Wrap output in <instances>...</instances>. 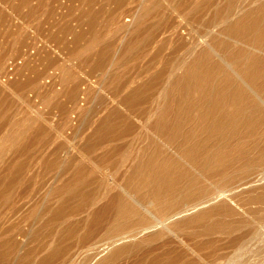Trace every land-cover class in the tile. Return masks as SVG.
Segmentation results:
<instances>
[{
  "label": "bare ground",
  "instance_id": "obj_1",
  "mask_svg": "<svg viewBox=\"0 0 264 264\" xmlns=\"http://www.w3.org/2000/svg\"><path fill=\"white\" fill-rule=\"evenodd\" d=\"M42 1L39 0L37 3ZM54 1L47 2L51 4V7H53V3L54 5L59 3V7L55 5L58 9H55V6L56 11L53 9V14L56 13L57 15L60 4L63 2L64 5L66 1L61 0V3L59 0L56 1H59L58 3ZM73 1L78 2L77 0ZM100 1L104 5L107 3L106 0ZM109 1L114 2V0ZM117 1H115L116 4ZM129 1L134 3L132 9H135L132 14L130 12L131 15L122 12H128L129 7H133V4L127 6V9L123 7L117 12L110 13L108 11L110 13L108 15L111 17L109 20L115 28L125 32L121 40H115L114 46L110 41H114L115 34L111 35L113 37L111 38L110 34L112 33L106 34V30L103 38V32L100 34V31L105 26L104 28L101 26L100 30L98 27L96 30L89 22L87 26L90 29L93 28L92 34L90 30H85L86 27L84 26L86 25L82 24L84 30L81 28L85 35L90 31V40L85 36V41L87 38L88 42L84 41L85 44L82 43L84 45L79 43L82 46L76 45L77 47H74L72 43L73 48H71L72 45L69 46L71 43L68 45L69 49L72 50H70V57L67 59L71 62L74 59L76 62L85 63V69L93 66L92 75L97 70L99 75L103 77L101 81H105L104 78L109 80H106V83L102 82L104 88L102 86L96 88L95 86L94 89L93 84L90 86H93V89L89 88L86 91L88 85L92 84L90 83L91 75L88 73L89 68L86 73L82 63L78 62L79 67L84 69L80 67L82 69L80 74L82 76L84 74V77L90 76L89 79L85 77L88 79V84L80 76L87 86L81 85L82 88L79 87L80 78L77 75L80 71L75 67H78V64L75 62L74 65L79 71H76V74L73 72L74 67L72 70V66L66 64H64L66 66H60V62H57L59 65H56L61 68H57L56 60H50L51 57L48 60L54 63L55 68L53 65L47 66L46 62L50 64L49 61L44 62L47 68L43 66L42 62L43 65H41L44 67L43 69L47 70L50 67H53L54 71L56 68L57 71L60 69V75H57L61 81L60 84L58 83L62 87L60 91L57 88L52 93L51 90H48L51 95L45 96L44 93L48 92L43 93V90L47 85L54 84L55 82H52L54 79L49 84L44 78L45 76H35L39 80L42 77L48 83L46 84V81L43 83L42 78L41 84L40 82L37 83L40 84V88H36L37 93H34L37 96L35 98L42 96L43 93L44 97L41 98V101L36 102V104L29 101L28 99L32 94L26 93L30 94L29 96L26 95L28 99L26 98L24 95L26 86L23 94L19 92L21 95L17 96L21 103L19 104L18 101V104L13 105L17 101L10 95L7 96L9 91L4 92L7 87L4 85L6 89H0V264H181L182 262L188 263L187 256L189 255L195 257L197 264H201L200 253L197 254L188 245L189 242L185 238L195 240L197 237L213 235L229 237L231 243L228 245L234 248L235 253L239 251V254L242 250L247 249L245 245L249 241L258 240L255 242L257 244L261 242L264 246V0ZM20 2L23 7L24 4L28 5L29 3L25 0L24 3L18 1L19 4ZM68 2L69 0L67 5H69ZM97 2L98 0H94V3ZM15 3L18 4L17 1ZM43 3L44 6L48 4L47 8L41 6L43 12H45V8L46 10L51 8L49 3ZM88 3L90 4L89 1ZM7 4L10 5L9 2ZM31 4L29 3V5ZM16 5L11 6L14 8L17 7ZM39 5L34 6L38 11ZM76 5L74 6L75 11L77 7H80V9L77 8L76 12L78 13L82 4L78 5L77 3ZM93 5L95 7V4ZM118 5L115 7L113 4L112 8H117ZM6 6L4 8H7ZM11 6L9 7L11 8ZM25 7L29 10L28 6ZM10 8H7L6 11H10ZM61 8V15H59L62 18ZM69 8L71 11L72 6ZM89 8L90 11L86 9L84 20L79 18L80 15L77 19L79 18L81 22L83 20L85 24L89 20L92 23L95 21L99 25H104L107 12L96 9V7L91 8L89 6ZM15 9H12L11 13L5 12V14L9 13L8 18L10 15L14 16L13 10ZM27 9H23V12ZM31 9L29 16L32 14ZM63 9H65V5ZM83 9L85 10V7ZM42 10L40 9V11ZM66 10L67 14H73V12H71L72 14L68 12L67 8ZM20 11V16H16H23ZM36 12L33 11V15L34 13L35 15L41 14L43 17L37 21L39 24H43L41 19L46 20L44 14L42 12L36 14ZM47 12L45 15L50 16L49 13L52 10ZM76 12L74 14L77 15ZM121 13L128 15L123 21L121 20L123 17ZM69 14L68 16H70ZM76 15L74 16L76 17ZM24 16L22 17L23 23L29 20V16H25L27 20ZM34 16V19L32 18L34 21L31 20L35 24L37 21ZM18 17L16 20L19 19ZM56 17L58 18V16ZM22 18H20L21 21ZM50 18L52 17L50 16ZM152 18L157 19V21L160 19V21L150 22ZM10 19L6 20L9 21ZM62 19L57 20L56 23L58 21L64 22ZM71 19L74 20L73 15L69 21ZM12 20L14 21L15 18ZM21 21L18 23L22 26H17L14 22L12 26L15 25L16 27L13 26V29L21 31L20 28L25 27V24L32 23L29 21L23 25ZM53 21L55 22L54 19ZM73 23L75 22L73 21L71 24ZM8 24L11 25V22ZM54 24H52L53 29L49 28L50 31H55L59 27L61 29V26L55 27ZM58 24L62 25L60 22ZM77 24L74 25L77 26ZM79 24L78 29L80 28ZM28 25L30 26V24ZM64 25L66 29L68 25L71 26L65 23ZM12 26H10L11 29ZM110 26L111 23H109V28L113 29ZM10 27H8L9 29L6 27L7 32L11 31ZM26 27L25 33L31 30L30 27H27L28 30H26ZM40 27L38 25L35 31L38 33L41 31L39 34L41 36L44 30ZM0 28L6 32V29ZM63 28L65 31L64 26ZM45 29L47 32L49 31L48 28L45 27ZM60 29L56 31H59L61 35L62 29ZM70 29L71 31L74 30L73 27ZM70 29L67 31L69 32ZM67 31L65 32L67 33ZM80 31H76V36ZM158 31H160V39L157 36ZM14 32L19 34L14 30L9 37L6 35L7 39H10ZM24 32L22 37L27 36ZM49 32L47 37H43L44 39L50 38L51 40L52 37L56 36L55 34H58H53V32L50 34ZM82 32L79 33V36L84 38ZM6 33L2 32L1 36ZM35 33V37L38 36V33ZM71 33L69 32L68 36ZM45 34L46 32L43 33V35ZM52 34L53 36H51ZM73 34H71V38H74ZM20 35L19 37H21ZM28 35L31 38L30 34ZM64 35L67 39V34ZM106 35L110 37V41L105 39ZM4 36L2 37L3 40L6 39ZM40 36L37 38L39 39ZM27 37L25 38L26 41ZM24 38L21 40L23 41ZM63 38L65 40V36ZM73 38L70 40L69 36L68 39L72 42V40L75 41L76 37ZM82 38L81 40H84ZM33 39L31 38V40ZM59 39V42H62V38ZM19 40L17 38L18 43ZM55 40L54 42L60 46L58 39ZM76 40L79 42L78 37ZM13 41L12 38L11 41L7 42L8 44L12 42L11 45L16 42L17 45V41ZM27 42L28 44L22 43L24 46L26 45L25 47L20 44L24 47L22 52L28 47L29 41ZM38 42H31L32 45L36 43L33 45V50L35 48L40 51L42 49L39 47L43 44L46 45L44 41L36 48ZM47 42L48 45L44 46L46 50L50 43ZM2 43L1 46H3ZM52 43L50 44L52 47L56 46L55 43L54 46ZM166 44L167 47L174 44L179 49V51L174 50L178 54H175V57L171 59L172 66L166 61L169 70L165 69V73L157 72L156 75L153 73V81L147 83L143 80L146 79V76L150 77L152 75L150 73L154 70L156 71L155 65H152L153 62L148 63L150 67L147 64L143 65L142 68L147 66L146 69L139 70L135 76H127L128 80L126 81L128 83L125 82L126 84L123 86L125 79H123L122 72L124 70L122 69L121 72L123 76L117 73V69L120 66L123 67L121 63L128 66L129 62L127 63V61L128 59L132 60L133 56L138 60L140 55L138 58L135 55L141 54L138 51L142 49L138 48L140 46L150 48L148 49L150 53L143 48L145 53H149L147 56L144 54L143 59H145L152 54L153 50L157 55V49H163ZM4 45L15 50L14 45ZM5 46L1 49L4 50ZM68 46H63L65 52L66 47L67 51L69 50ZM98 46L104 49L95 51L94 49ZM52 47H50L51 50ZM60 47L58 48L60 49ZM31 49L32 46L27 48L29 51ZM27 50L24 54L29 52ZM38 51L34 50L40 56L41 51ZM45 51L40 54L45 55ZM174 51H171L173 55ZM16 53L18 51L15 50L14 54ZM7 54H5L6 62L4 59L0 62L7 63L8 57L11 58ZM24 54H21L22 58L20 56L23 63L26 59H23ZM127 54V61H124ZM30 55L28 58H31ZM37 55L35 56L38 57ZM107 55L111 56L110 59H106ZM16 57L14 62H20L18 61L20 59L19 53L16 54ZM42 57L40 56V60ZM63 57L65 56L63 55ZM11 59H14L13 56ZM30 60L28 59V63ZM148 60L151 61V58ZM22 61L20 64L24 66ZM34 61H32L33 65L36 62H38L37 65H40L37 58ZM132 61L135 62L136 60ZM25 63L29 67L30 64L27 65L26 61ZM32 63L30 68L33 66ZM106 64L107 66H105ZM7 65L9 64L5 66ZM1 66L3 67L2 64ZM1 66L0 71L3 69L4 72L7 68L4 69ZM9 66H12L13 69L18 68L13 64ZM26 66L23 67L25 71ZM151 66L153 67L151 68ZM122 67L118 70L121 71ZM31 69L30 71L33 70ZM43 69L42 71H44ZM92 69L90 68L91 71L89 72H92ZM19 70H14V74L11 73L15 82H20L18 75L21 74H17ZM37 70L40 71V74V66L34 71V74L31 73L35 75ZM112 70L114 71L113 74ZM9 71L11 70L9 69ZM25 71L21 72L20 70V73L25 74ZM7 72L5 74L9 76ZM82 72L84 73L82 74ZM128 72L126 70V73ZM109 73L111 76L108 75ZM16 75L18 80L15 78ZM30 75L26 79H29ZM49 75H52V72ZM22 77L24 78V76ZM52 77L59 80L56 75H52ZM149 77L148 80H150ZM23 78L20 86L16 83L17 86L21 87ZM120 80L123 83L119 82ZM83 81L81 80L82 84ZM94 81L93 83H95ZM101 81L99 82L101 83ZM36 82L38 81L36 80ZM70 83L73 86H69ZM107 83L109 87H106ZM55 84L56 87L57 84ZM6 85L8 86V83ZM41 85H45L44 89ZM95 85H97V81ZM19 87H16L17 90ZM80 88L84 91L80 92ZM106 88L112 91L110 99L106 94L107 90H104ZM15 89L14 92L12 90V93H15ZM32 91L34 90L32 89ZM84 92L85 94H82ZM63 94L68 97L66 102H64V98H62L64 101L58 98L59 95L61 97ZM80 94L87 95L82 98ZM80 97L81 99H79ZM85 97L87 100L91 99L92 101H89L93 103L97 101L95 106L93 104L95 109L98 103L99 107L96 110L91 107L95 111L93 113L97 114L96 118L91 119L89 117L90 121L85 123L87 128L84 127L80 133L81 142H78L77 140L80 138L77 139L76 137L79 136V130L83 128H78L79 130L75 131L72 138L68 135V129H72L77 124L74 125V120H72L73 111L76 114L78 112L79 115H77L80 117L83 114L88 115L84 111L89 112L91 110L88 109L91 102L89 104L86 102V110L84 106L81 107L83 104L80 103L85 100ZM68 99L71 105H69ZM51 104L57 106L58 110L54 109L59 113L54 114L56 111L54 113L50 111ZM42 105H49L50 109L47 108V111L50 113L47 115L54 114L52 118L46 117L42 111L43 108L41 109ZM124 107L126 113L128 112L127 114L124 112ZM54 109L52 107V111ZM92 110L90 116L94 115ZM84 115L83 120L80 118L83 121H80V124L79 119L76 120L78 117H75V121L79 125L84 123V119L89 116L84 118ZM130 134L132 140L135 141L133 144L138 143H136L138 146L136 145L135 150L132 146L133 151L128 148V135ZM31 138L34 141L32 143ZM29 141L32 144V146L29 144L31 147L28 145ZM25 158L30 160L26 161ZM109 169H111L110 172ZM73 214H81L83 218L76 221L74 218L71 220L72 217L69 216ZM242 232L245 234L242 235ZM238 233L241 235L236 236ZM208 243L210 244V242ZM232 256L230 264L232 261H237V258L234 257L235 254ZM193 262L192 264H196Z\"/></svg>",
  "mask_w": 264,
  "mask_h": 264
},
{
  "label": "rangeland",
  "instance_id": "obj_2",
  "mask_svg": "<svg viewBox=\"0 0 264 264\" xmlns=\"http://www.w3.org/2000/svg\"><path fill=\"white\" fill-rule=\"evenodd\" d=\"M16 1H17V3H18V1H22V2L24 3V0H16ZM16 1L11 0V2H12V3H11L10 0H9V1L7 0L6 2H5V0H2V1L0 0V19H1V21H0V22H1L0 27H2V29H6V27L8 28V27L12 26V24H14V22H15V24H17V26H20L21 24L18 23V22L21 21L20 18H22V17L24 16V13H25V12H26V15H27V16H26V15H25V16L28 17V16H29V15H28V14H29V10H30L31 8H33V9H31V13H32V14L30 13V14H31V15H30L31 18H29V17H30V16H29V17H28L29 20H27V18H26L25 16H24V17H25V19L27 20V21H25V23H27V22H29V21H32V20L34 19L33 16L35 15V13H34V15H33V11H35V12L38 11V9H37L36 7H34V6H38L39 4H40V5H39L40 7H38V8H39V11L36 12V14H38V13L40 14V12H42V13L44 14V18H46V20H45V19H41V20H43V22L41 21V23L45 24V26H43V24H39V22H38V21L40 20L39 18H40V17H43V16H41V14H40V15H35V16H34L36 21H37V19H38V21H37L38 24H37V22L35 21V22H36V23H35L36 25H35V24L33 23L34 20L32 21V23H33L35 26H34L31 22L28 23V24H30V26L33 25V27H30L28 24L23 23L24 21H23V18H22V21H21L22 24H23V25L25 24V27H26V25H28L27 27H30L29 29H31V30H29V32L26 31V33H27V34H26V33L24 32V31H25V27H24V26H23L24 30H23V28H22V29L20 28V30L22 31V32H21V31H19V29H13V28H14L13 26H15V25H13V26H12V29H11V27H10L11 31L9 30V32H7V29H6V32H7V33H6L5 30L2 31L1 28H0V30H1V32H0V40H1L2 42H4V43H2V42L0 41V42L2 43V45H3V46H5L4 44H6V45H10V46H13V45H14L15 50L18 51V53H19V58H20L21 54H24V52L27 50V48H28L29 46H30V47L32 46V49H31V50H32V53L34 52V50H37V51H38L39 49H35V48H34V50H33V45H35V44L37 43V41H39V42H38L39 44L36 46V48H38L42 43H44V41H45L46 45H48V44H47V43H48L47 41H49L50 43H49V47L47 48V50L45 49L44 46H46V45H44V44H43V46L41 45V46L39 47L40 49H42V50H40L41 52L38 51V52H40V53H43L45 50L48 51V52H47V57H46V51H45V53H44L45 55H42V54L39 53V55H40L41 57H42V56H45L44 58L42 57L44 60L41 58V60H42V61H41V60H40V56H38V55L36 54V52H34L35 54H34V53L32 54V53H30L31 50H30V51L27 50V52L29 51L28 53L31 54L32 56L30 55L31 58H28L29 54H28V53H25L24 55H25V56L27 55V56H26V57L23 56V59L26 58V59L24 60V63H23V61H22V59H21L22 56H21L20 59H18V61H20V62H18V61H17L18 63L14 62V60L16 61L15 58L18 57V56L16 57V54H18V53L14 54V53H15V50L11 49L12 47L9 48L8 46H7V47L5 46L6 49L4 48V50H2V49H3V46L0 45V46L2 47V49H1V47H0V51H1V52H0V58H1L0 60H3V59H4V61H5V60H6V58H5V54L8 53L7 56L9 55V56H11V58H12V56H13L14 59L12 60V59L10 58V59H11V60H10L9 57H8V59H7L8 61H7L6 64H9V65L13 64L14 66H15V64H17L15 67H18L17 69H16V68L13 69L12 66H9V65H7L8 67L5 66L6 64L3 63L4 61L0 62V66H1V64L3 65V67L1 66L2 68H4V69L7 68L6 70H4V72L2 71L3 69L0 71L1 73H3V75H1V73H0V78H1L0 81L2 82V83L0 82V83H1V84H0V89H1V90H2V89H6V87H7V89H6L4 92L6 93L7 91H9L10 93L8 92L9 94L7 93V96L10 95L13 99H15V101H17V102H15L13 105L18 104V101H19L18 99H19V97H17V96L21 95V94H19V92H22V94H23V92L25 91V87H26V86H27V88H26V92L24 93V95H25V96H26V95L29 96L30 94H32V95H31L32 97L30 96L31 100H30V98H29V99L27 98L28 96H26V98H27L29 101L33 102V104H34V102H35V104H36V102L39 103V102L41 101V98L44 97V95L47 96V94H48V96H50V95H51V94H49V91H50V90H51V93H52L53 90H56V88L60 91V90H61L60 88H62V87L59 85V84L61 83V81H60V78L57 77V75H58V76L60 75V73H59V72H60V71H59L60 69L57 71V68H59L61 65L66 64L67 66H72L71 69L73 70V67H74V65H75L76 63H77V64H78V62H79V63H82V64H81L82 67H84V64H85V63H83V62H81V61H78V60H77L78 62H76V60L73 59L72 62H71V60H68V59H67L68 57H70L69 52H70V50H72L71 48H73V44H74V47L84 45L85 42H86V43L88 42V39H87V38H86V41H85V36L89 38V37H90V33H89V32L91 31V34H92V33L94 32V31H93V28H94V27H95L96 30H97L98 27H99V30H100L101 26H103V28H104V26H105V28H104L103 30L100 31V34L103 32V33H102L103 38H104V35H105V33H106V32H105L106 30H107V33H106V34H109L110 32L112 33V34H110V37H111V38H113L111 35L115 34L116 36H115V35H114V36H115L116 38L114 37V38H115L114 41H113V40L110 41V37H109L108 35L105 36V39H106V40L108 39V41H110V42L113 44V46H114V45L116 44L115 40H121V38H122L123 34H125V32H123V30H122V31H119V30H117V29L115 28L114 24L110 21V20H111V19H110L111 17L109 16L110 13H112V12H117V11H119V10H120L121 8H123V7H126V8H124V9H127V8L130 6V4H133V7H129V9H128V10H129V11H128L129 13H128L127 11H126V12L124 11V12H122V13H126V14H128V15H131V14L134 12L133 10H135V9H132V8H134V3H132V2L129 1V0H126V1H128V2H126L125 0H118V1H117V0H114V2H115V1L118 2L117 4H119V5H118L119 8H118V7L115 8L116 5H117L116 2L114 3V2H111V1H109V0H106L107 3L111 4L112 6H113V4H115L114 9H113L112 6H110L109 4H108V7H107V3H105V1H104V3H105V5H104L100 0H98L97 3H94V0H93L92 2H91V0H88V1L90 2V4L88 3V1H87V3H86V0H85V2H83L84 0H82L81 2H80L79 0H77L78 2L73 1V0H72V1H73V2H72V1L69 0L68 4L72 6L71 11H69V10H70L69 7H71V6L67 5V1H68V0H65L66 2H65L64 0H62V1H64V2L66 3V4L64 3V5H65V9H63V6H64V5L62 4L63 2L61 3V0H59L60 3H61V4H60V8L62 7L61 9H62V13H63L62 18L64 19V22L62 21L63 24H62L61 21H58V23L60 22V23L62 24V25H60V24L56 23L57 20H59V19L61 20V19H62L61 16H60V15H61V14H60V13H61L60 8H59V10H57V11H58V12H57V13H58L57 15H56V13L53 14V12L56 11L55 9H58V7H59V5H58V4H59V3H58L59 1L56 2L57 0H56V1L51 0V2L54 1V2L58 3V4H55V5H58V7L56 8V6L54 5V3H53V7H51V4H50L49 2H47V1H50V0H47V1H46V0H43V1H42V0H41L42 2L39 3V4L37 3V1L39 2V0H37V1H35V0H25L26 2L28 1L30 4L32 3L31 5H29L28 2H27L28 5H25V4H24V7H25V6H28L29 10L27 9V7L24 8V7L21 5V4H22L21 2H20V4L18 3L19 5H18V4L16 5V3H15ZM112 1H113V0H112ZM119 1H121V2H124V1H125V2H124V3H121V2H119ZM3 2H5V4H3ZM8 2H9V4H10V3H11V4L8 5V4H7ZM13 2L15 3V5H16L17 7H14V8H13V6H15ZM43 2H45V3H49V7H51V8H50V9L48 8L49 10H48V9L46 10L48 4H46V6H44V3H43ZM70 2H71V3H70ZM75 2H76V4L78 3V5H81V4H82V8H81V10H80V12H78L79 14H78L76 11L78 10L77 8L80 9V7H77V8H76V11H75V8H74V6L76 5ZM95 2H96V1H95ZM1 3H2V6H3V7L1 6ZM27 3H26V4H27ZM80 3H81V4H80ZM84 3H85V5H83ZM73 4H75V5L73 6ZM87 4H88V6H87ZM93 4H95L96 9L104 10L105 13L107 12V14H106L104 20H105V22H106L107 19H108V21H107L108 23H107V22H106V23L104 22V23H103L104 25H99V23L97 24V23H95V21H93V23H92V22L89 21V20L87 21L86 24L84 23L83 20H84V17H85L86 11H87V10L90 11L89 6H91V8H92V7L95 8ZM96 4H98V5H96ZM5 5H7L6 7H7L8 9L10 8L9 6L13 5V6H11L10 11L7 10V11L10 12V13H11L12 9H15V8L17 9V8H18L17 10H16V9L13 10V13H15L14 16H13V15H10V16H9L11 19L8 18V14H9V13H8V14H5V12L7 13V11H6L7 8H4ZM61 5H62V6H61ZM66 5H67V7H66ZM92 5H93V6H92ZM120 5H122V6H120ZM19 6H21V7H19ZM32 6H33V7H32ZM41 6L46 7V8H45V12H46V13L43 12L44 10H42L43 7H41ZM54 6H55V9H54ZM68 6H69V7H68ZM76 6H77V5H76ZM99 6H100V7H99ZM127 6H128V7H127ZM1 7H2V9H1ZM22 7H23V8H22ZM84 7H85V10L83 9ZM87 7H88V8H87ZM98 7H99V8H98ZM3 8H4L5 10H4ZM66 8L68 9V12H70V13L73 12V14H72V13H71V14H72L73 17H74V20H72V19H73V18H72V19L69 21V18H71L72 15H70V14L68 13V14L70 15V16H68ZM110 8H111L112 10H111ZM20 9H22V11H20ZM23 9H27L28 13H27L26 10H24V12H23ZM34 9H36V10H34ZM40 9H41L42 11H40ZM53 9H54V11H53ZM73 9H74V11H73ZM86 9H87V10H86ZM131 9H132V10H131ZM3 10H4V11H3ZM51 10H52V12H51L52 14H51V13H49V14H50V16H51L52 18H50L49 15H45V14L48 13L47 11L50 12ZM63 10H64V11H63ZM17 11H18V14H16ZM19 11L23 13V16H21V17L16 16V15H19V16H20ZM59 11H60V12H59ZM81 11H83V12L81 13ZM108 11H109L110 13H109ZM132 11H133V12H132ZM64 12H65V14H64ZM75 12L77 13V15L74 14ZM130 12H131V14H130ZM13 13H12V14H13ZM22 13H21V15H22ZM122 13H121V14H122ZM59 14H60V15H59ZM66 14H67V15H66ZM108 14H109V15H108ZM168 14H169V12H168ZM168 14H166V15L168 16ZM3 15H4V16H3ZM52 15H54L55 17H53ZM74 15H76V17H75ZM79 15H80L81 17H80ZM122 15H123V14H122ZM122 15H121V17H122ZM124 15H125V14H124ZM124 15H123L122 18L120 17L122 21L124 20V18H125L126 16H128V15H125V16H124ZM5 16H6V17H5ZM11 16H13V17H11ZM15 16L18 17L19 19L16 20V17H15ZM37 16H39V17H37ZM48 16H49V21H50V19H51L50 22L48 21ZM56 16H58V18H57ZM59 16H60V17H59ZM78 16H79V18L83 19L82 22L79 20V18L77 19ZM3 17H4V19H3ZM66 17H67V18H66ZM14 18H15V20L13 21L12 19H14ZM32 18H33V19H32ZM106 18H107V19H106ZM155 18H157L156 15H155ZM158 18H159V16H158ZM160 18H161V17H160ZM6 19H7V20L10 19V20L7 21ZM25 19H24V20H25ZM31 19H32V20H31ZM53 19L55 20V22L53 21ZM63 19H62V20H63ZM75 19H77V20H75ZM109 19H110V20H109ZM152 19H153V18H152ZM152 19L150 20V22H151V21H152V22L154 21V22L156 23V22L160 21V19H158V21H157V19H156V20H154V19L152 20ZM18 20H19V21H18ZM44 20H45L46 22H45ZM86 20H87V19H86ZM86 20H85V22H86ZM16 21H17V23H16ZM65 21H66V22H65ZM71 21H72V22L74 21L75 23L71 24V23H72ZM76 21H77V22H76ZM99 21H101V20H99ZM7 22H8V23L11 22V25H9ZM52 22H53V23H52ZM68 22H69V23H68ZM88 22H89L90 24H92V26H93V28L91 27L92 29H90V28L87 26V24L89 25ZM96 22H97V21H96ZM154 22H153V23H154ZM54 23H55V24H54ZM64 23H65L66 25H68V24L71 25V26L68 25L67 29H70V28L73 27L74 30H76V31H80V30H81L80 32H78V35H77V36H76V31H74V30L71 31V29H70V31H69L70 33L72 32L71 34H73V33L75 32V34H73V35H74V38H75V37H76V38L78 37L79 42H78V40H76V38H75V41L72 40V42H70V40H71L73 37L71 38V34H70V35H69V36H70V40L68 39V38H69V36H68L69 32L67 31L66 26L64 25ZM77 23H78V24L81 23V24H79V27H80L79 29H80V30L77 28V27H78V24H77ZM109 23H111V26L113 27V29H110V28H109ZM46 24H47V25H46ZM52 24H54L55 27H57V26H61V29H62V30L60 29V27H59V29L61 30L60 32H62L63 35L61 34V35H62V36H61V35L59 34V31H56V30H59L58 28L55 30L56 32H55L54 30H53L54 32L51 30V31L53 32V34L58 33L60 36L58 37V36H57L58 34H55V35L57 36V38H56V36H54V38L52 37V39L50 40V38L48 37V38H49L48 40H47V38H45V39L47 40V41H46L43 37H45V36L47 37V36H48L47 33L50 31V29H53V25H52ZM56 24H57V25H56ZM74 24H75V25L77 24V26H75ZM82 24H83V25H86V26H84V27H86V29L82 27V26H83ZM101 24H102V22H101ZM3 25H4V26H3ZM5 25H6V27H5ZM8 25H9V26H8ZM38 25H39V27L42 25L41 27H42V29L44 30V31L42 32V35H41L42 37L39 35L41 31H39V33H38V31H37V32L35 31L36 28L38 27ZM80 25H81V26H80ZM97 25H98V26H97ZM21 26H22V25H21ZM36 26H37V27H36ZM48 26H50V27H48ZM63 26L65 27V31H67V33H66L65 31H63V30H64ZM111 26H110V27H111ZM151 26H152V25H151ZM3 27H4V28H3ZM15 27H16V26H15ZM27 27H26V30H28ZM35 27H36V28H35ZM41 27H40V29H41ZM45 27L48 28V29L50 28L48 32L46 31L47 29H45ZM81 27L83 28V30H84V29L87 30V31L90 30L89 32H87V35H85V33L82 32V28H81ZM106 27H107V28H106ZM112 27H111V28H112ZM17 28H19V27H17ZM33 28H34V29H33ZM108 28H109L110 30H112V31H110ZM114 28H115V30H114ZM150 28H151V27H150ZM8 29H9V28H8ZM32 29H33V30H32ZM54 29H55V28H54ZM95 29H94V30H95ZM14 30L16 31V33L19 32V34L17 33V34H18V37H17V34H15V32H14V34H11V36H10L11 38H10V39H7V37H9L10 33H12ZM38 30H39V29H38ZM99 30H98V31H99ZM148 30H149V29H148ZM154 30H155V29H154ZM31 31H35L36 33H38V36H40L39 39L37 38L38 36L35 37V35H34L35 32L32 33ZM51 31H50V32H51ZM2 32H3V33H6V34H4L5 36H4L3 34H2V36H1V33H2ZM20 32H21L22 34H23V32H24L25 35L28 36V37L26 36V37H27V41H29V45H28V47H26L25 51H23V52H22V48L24 49V47L26 46V45L24 46L23 44H28V42L26 41V39H25L26 37H25V36H24V37H25V38H24V37H22V36H23L22 34H21L22 36L20 35ZM45 32H46V34L43 35V33H45ZM50 32H49V33H50ZM52 32H51V33H52ZM81 32H82L84 38H82V36H79V35L81 34ZM104 32H105V33H104ZM108 32H109V33H108ZM155 32H156V31H155ZM36 33H35V34H36ZM51 33H50V34H51ZM79 33H80V34H79ZM159 33H160V31H158V33H157V34H158V35H157L158 38H159V36L161 37V35H160ZM28 34H30L31 38H34V39L36 38V40H34V39L31 40V38H29V35H28ZM31 34L34 35V36L32 37ZM53 34H52L51 36H53ZM64 34H67V39H66V35H64ZM88 34H89V35H88ZM155 34H156V33H155ZM6 35H7V37H6ZM19 35H20L21 37H19ZM127 35H128V34H127ZM3 36H4L6 39L3 40V38H2ZM64 36H65V40H64V38H63ZM107 36H108V38H106ZM14 37H16V38H14ZM12 38H13V40H14L13 42L17 41V38L20 39V40H19V43H18V41H17V45H18L19 47H16V46H17V45H16V42L13 43V45H11L12 42L8 44L7 41H11ZM21 38H24L23 41L25 40V42H23V41L21 40ZM41 38H42V39H41ZM59 38H62V39H63V40L61 39L62 42H65V41H66V42H68V43L66 44V42H65L66 45H65L64 43L62 44V42H59V41H60ZM74 38H73V39H74ZM81 38L84 39V40H81ZM156 38H157V37H156ZM53 39H54V40H55V39H58V43L61 44V45L59 44L61 47L58 46V44H56L57 41L55 40V42H56V43H55ZM159 39H160V38H159ZM40 40H42V41L40 42ZM89 40H90V38H89ZM5 41H6V43H5ZM33 41H36V43H33V45H32L31 42H33ZM80 41H81V42H80ZM84 41H85V42H84ZM20 42H21V43H20ZM52 42H53V43H52ZM113 42H114V43H113ZM1 43H0V44H1ZM22 43H23V44H22ZM40 43H41V44H40ZM51 43L53 44V46H54V43H55L56 46H54V47H57V48L60 47V49L58 48V49H59V50H58L57 48L52 47V46L50 45ZM70 43H71V44H70ZM72 43H73V44H72ZM79 43H80V44L84 43V44L80 45ZM118 43H121V42L118 41ZM20 44H22L24 47H22V45H20ZM30 44H31V45H30ZM69 44H70V45H69ZM109 44H110V43H109ZM150 44H151V43H150ZM15 45H16V46H15ZM62 45H63V46H68V45L71 46V45H72V46H71L70 49H69V46H68V49H69L68 51H67V47H66V52H65V51H64L65 49H63V46H62ZM76 45H77V46H76ZM110 45H111V44H110ZM146 45H148V47H150V45H149L148 43H146ZM169 45H170V44H169ZM172 45H173L174 47L176 46V45H174V44H171V45L169 46V47H171L170 50H169V47H167V44H166V46H164L165 50H164V48H163V49L161 48L162 50H161V49L159 50V48H158V49H157V50H158V53H157V51L155 50L156 53H157V55L155 54L154 50H153L154 53L151 51L152 54L149 55V57H146L145 59H143V58H144V54H145V56H147V54L150 53L149 50H148V49H150V48H148V47L146 48L145 46H144V47H142V46L138 47L139 49L142 48V49H141L142 51L136 49V50L140 51L141 54H136V53H135V54H136L135 56H136L137 58H138V56L140 55V57H139V59H138L139 62H138V60H137L134 56H133L134 59L132 58V60H136L135 62H133L131 59H130V60H131V62H133V63H131L129 59H128V61H127V60H126L127 57H128V54H127L126 58H124L125 60H124V59H123V60H124V61H127V63L129 62V63H128V66L125 65L124 63H121V64L123 65V67L120 66V67H122V68L120 69L121 71L118 70L120 67L117 69V73H118V75H121V76L124 75V78H123V79H125V81H124L123 86H124L126 83H128V81H126V80H128V77L133 76V75L135 76V75L138 73L139 70H143L144 68L146 69L147 66H144V68H142V67H143V65H146V64L149 66L148 63L153 62L152 65L154 64V65H155V66L153 65V66L155 67L154 69H156V71L154 70L155 72L153 71L152 73H150V75L152 74V75L150 76L151 78H152V76L156 75L157 72L160 73V72L162 71L161 73H165V72H166L165 69L169 70V68H168L169 66L167 67V64L169 63V64L171 65V63H172V62H171V61H172L171 59H172L173 57H175V54H176V55L178 54V52L176 53L174 50L176 49V51H177V50L179 51L178 47H175V48H174ZM117 46H118V45H117ZM14 47H13V48H14ZM34 47H35V46H34ZM43 47H44V48H43ZM50 47H52V50H51ZM100 47H101V46H98V47H97L98 49L96 48V49H94V50H95V51H102L104 48H102V47L100 48ZM172 47H173L174 49H173ZM17 48H18V49H17ZM20 48H21V49H20ZM143 48H145L146 51L148 50L147 52H149V53H145ZM166 48L168 49V51H167ZM9 49H11V50H9ZM29 49H30V48H29ZM43 49H44V51H43ZM74 49H75V48H74ZM74 49H73V50H74ZM155 49H156V48H155ZM7 50H8L9 52H8ZM57 50H58V51H57ZM60 50H61V52H59ZM151 50H152V49H151ZM2 51H3V52H2ZM11 51H13V52H11ZM42 51H43V52H42ZM56 51H57L58 53H57ZM162 51L164 52V54H163ZM171 51H174V55H173V52H171ZM5 52H6V53H5ZM10 52H11V53H10ZM20 52H21V53H20ZM38 52H37V53H38ZM50 52H52V54H50ZM112 52H114V51H112ZM112 52H110V53H112ZM142 52H144V53L142 54ZM2 53H3V54H2ZM4 53H5V54H4ZM9 53L12 54V55H10ZM56 53H57V54H56ZM61 53H62L65 57H63V55H62ZM138 53H139V52H138ZM112 54H113V53H112ZM161 54H163V55H161ZM1 55H4V56H1ZM14 55H15V56H14ZM35 55H37L38 57H36ZM52 55H53V56H52ZM56 55H57V57H56ZM152 55H153V56H152ZM159 55H160V57H159ZM168 55H169V56H168ZM7 56H6V57H7ZM33 56H35V57L37 58V61L40 62V65H39V64L37 65L38 62H36L35 65H33L32 61H34V60L36 61V58H35V57L32 58ZM48 56H49V57H48ZM61 56H62V58H61ZM107 56H108V58H107ZM107 56H106V59H110L111 56H110V55H107ZM161 56H162V57H161ZM2 57H3V58H2ZM51 57H52L53 59H52ZM54 57H55V58H54ZM59 57H60V58H59ZM141 57H142V59H140ZM152 57H153V58H152ZM167 57H169V59H167ZM27 58H28L29 60L31 59V60L29 61V63H28V59H27ZM45 58H46V60H45ZM48 58H51L50 60H53V61L56 60L55 65L58 64V63L60 62V63H59L60 66H58L59 64L56 65V66H57L56 71H54V70H55L54 68H55L56 66L54 65L53 62L51 63L50 60H48ZM130 58H131V56H130ZM149 58H151V61L148 60ZM161 58H162V60H161ZM32 59H33V60H32ZM38 59H39V60H38ZM159 59L161 60V62H160ZM144 60H145V61H144ZM9 61H11V62L8 63ZM21 61H22L23 64H25L24 66H26L25 61L27 62V65H29V64L31 65V63H32L33 66H31V68H32L33 70L30 68V65H29V67L26 66V68H25L26 71L23 70V69H24V68H23L24 66H23L22 64H20ZM35 61H34V62H35ZM46 61H49L51 65H50L48 62H46ZM61 61L64 62V63L61 64V63H62ZM154 61H155V63H154ZM162 61H164V63H162ZM166 61H167V64H166ZM168 61H169V62H168ZM5 62H6V61H5ZM13 62H14V63H13ZM41 62H42L44 65H43ZM44 62L47 63V66H52V65H53L54 68H53V67H50L49 70H47V69H43L44 67H42V65L46 67V63H44ZM57 62H58V63H57ZM75 62H76V63H75ZM122 62H123V61H122ZM146 62H147V63H146ZM159 62H160V63H159ZM72 63H74V64H72ZM4 64H5V65H4ZM18 64H20L21 66H20V65L18 66ZM41 64H42V65H41ZM68 64H69V65H68ZM130 64H131V65H130ZM66 65H64V66H66ZM86 65H87V64H86ZM86 65H85V66H86ZM137 65H138V66H137ZM150 65H151V64H150ZM161 65H163L164 67L161 66ZM4 66H5V67H4ZM34 66L37 67L38 69H39V66H40L41 73L39 74V72H40L39 70H37L38 73H37V71H36V74H39V75H36V74L33 75V74L35 73L34 71L37 69V68H35ZM87 66H89V65H87ZM87 66H86V67H87ZM105 66H107V64H106ZM153 66H151V68H152ZM165 66H166L167 68H166ZM171 66H172V65H171ZM33 67H34V68H33ZM41 67H42V68H41ZM75 67H76L77 70H79L80 72L77 71ZM75 67H74L75 70H74L73 72L76 73V74H77V72H79V74H78L77 76H78L79 78H80V76H81V77L84 79V81H85V80L87 81V82H85V83L88 84V79H89L90 76H89V77H88V76H85V77L88 78V79H87V78L84 77V74H83L84 72H82L83 76L80 74L83 68L80 66V67L82 68V69H81V68L79 67V64H78V67H77V66H75ZM92 67H93V66H92ZM92 67L90 66V67H87L86 69H85V67H84L85 72H86V70L89 68L88 73H90V75H91V78H90V79H91V82H90V81H89V82L92 83V84L89 83L90 85H88L89 87H87L86 91H87L89 88H92L93 86H92V87H90V86L93 85V84H94V87H93L94 89H95V86H96V88L99 87V86H100V87H101V86L103 87V83H102V82H105V83H106V80H108V79L104 78L105 81H103V80L101 81V79H103V77H101V75H99V73H98L97 70H95V69H94V70H95V71H94V75H92V74H91V73H93V69H92ZM124 67H125V68H124ZM138 67H139V68H138ZM149 67H150V66H149ZM11 68L13 69V71H12ZM19 68H20L21 72H24V71H25V74L20 73ZM21 68H22V69H21ZM28 68H30L32 71H30V69H28ZM46 68H47V67H46ZM52 68H53L54 70H53ZM60 68H61V67H60ZM78 68H80L81 70L78 69ZM90 68L92 69V72H89V71H91ZM93 68H94V67H93ZM127 68H128V69H127ZM129 68H130V70H129ZM131 68H132L133 70H132ZM141 68H142V69H141ZM162 68H163L164 71L162 70ZM0 69H1V68H0ZM9 69H10L11 71H9ZM34 69H35V70H34ZM42 69H43L44 71H42ZM51 69H52V70H51ZM84 69H83V70H84ZM122 69L125 71V73H123L124 71L122 72ZM125 69H126L127 71H129V72L126 73V70H125ZM134 69H135V71H134ZM14 70H16V71L19 70V72H17V74H21L22 76H24V78H23L21 75H18V77L20 76V78L22 77V78L24 79L23 84H21V87H19V86H20V83H22V78H21V79L18 78V79L20 80V82H19V81H18V82H17V81L15 82V79H14L13 75L11 74V73L14 72ZM22 70H23V71H22ZM45 70H46V71H45ZM7 71H8L9 73H8ZM16 71H15V73H16ZM47 71H50V72H49L50 74H51V72H52V75H54V76L56 75V78L59 79V80H56L55 77H52V75H49V73H48ZM76 71H77V72H76ZM112 71H113V70H112ZM130 71H131V72H130ZM132 71H133V73H132ZM5 72H7V74H8L9 76H7V75L5 74ZM26 72H27V74H26ZM31 72H33V74H32ZM54 72H55V73L58 72L59 74H58V73L55 74ZM96 72H97L98 74H97ZM119 72H120V73H119ZM121 72H122L123 75L121 74ZM135 72H136V73H135ZM42 73H43V74H42ZM47 73H48V74H47ZM53 73H54V74H53ZM86 73H87V72H86ZM86 73H85V74H86ZM113 73H114V71L112 72V74H113ZM153 73H155V74L153 75ZM13 74H14V73H13ZM30 74L33 75L34 77L32 76V77H33V78H32ZM96 74L100 76V77L98 76L100 79L97 77ZM126 74H129V75H126ZM28 75H30V78H29V79H26ZM40 75L45 76L44 78L47 79V81H48L49 84H51L52 82H55L57 85L54 83V84L56 85V87H55L54 84L52 83V85H50V86L47 85V86L45 87V89H44V86H45V85H44V86L41 85V86H43V89H44V90H43V93H44V92H48V93H44V95H43V93H42V96H40V97L38 96L39 98H38V97L35 98V96H37V95H35L34 92H36V88H40L39 85L41 84V78H42V77H41L40 80H39V78L37 79L36 77H37V76L39 77ZM48 75H49L50 77H49ZM87 75H88V74H87ZM108 75L111 76V73H109ZM5 76H6V78H5ZM14 76H15V75H14ZM35 76H36V77H35ZM93 76H95V78H92ZM127 76H128V77H127ZM3 77H4L5 80L2 79ZM7 77H8V79H7ZM10 77H12V79H14V80L10 79ZM78 77H77V78H78ZM148 77H149V76H146V79H144L143 81H144V82H147V83H148V82H152L154 77H153L152 79L149 77L150 80H148ZM15 78H16V80H18V79H17V75H16ZM31 78H32V79H31ZM49 78H50L51 80H50ZM79 78H78V80H79ZM82 78H80V81H79V82H80V83H79V84H80L79 87H81V88H82V86H83V87H86V86H87V85L84 84V81H83ZM97 78H98V80H96V81H97V85H98V82H99V81H101V83H102V84H101V83L99 82L100 84H99L98 86L95 85V84H96V81H94V80L97 79ZM9 79L11 80V82H10ZM35 79H36L38 82H36ZM48 79H49V80H48ZM52 79H54V80L52 81ZM92 79H93V80H92ZM121 79H122V77H121ZM123 79H122V80H123ZM55 80H56V81H55ZM81 80L83 81V84H84V85L82 84ZM8 81H9V82H8ZM33 81H35V82H34L35 84L33 83ZM45 81H46V80H45ZM45 81H44V79L42 78V82L45 83ZM47 81H46V84H48ZM50 81H52V82L50 83ZM93 81H94L95 83H93ZM108 81H109V80H108ZM154 81H155V80H154ZM13 82H14V83H13ZM39 82H40V84H37V83H39ZM119 82L123 83V81H121V80H120ZM125 82H126V83H125ZM3 83H5V84H3ZM6 83H8V86L6 85ZM9 83H11V84H9ZM12 83H13V85H12ZM16 83H18L19 86H17L18 84H16ZM58 83H59V84H58ZM108 83H109V82H108ZM108 83L106 84L107 86L105 85L106 87H109ZM15 84H16V85H15ZM24 84H25V85H24ZM31 84H32V85H31ZM36 84H37V85H36ZM70 84H71V85H70ZM70 84H69V86H73L72 83H70ZM4 85H5L6 87H5ZM22 85H23L24 87H23ZM30 85H31V86H30ZM81 85H82V86H81ZM1 87H3V88H1ZM8 87H9V88H8ZM13 87H15V88H16V87H17V88L19 87V90H17V88L15 89V88H13ZM28 87H29V88H28ZM50 87H51V88H50ZM52 87H55V88H52ZM112 87H113V86H112ZM12 88H13V89H12ZM47 88H49V89H47ZM81 88H80V90H81ZM93 88H92V89H93ZM103 88H104V87H103ZM110 88H111V87H110ZM14 89H15V93H16V91H18V93H16V94H15V93H12V90H13V92H14ZM32 89H33L34 91H32ZM46 89H47V91H46ZM48 90H49V91H48ZM82 90H83V89H82ZM82 90H81L80 92H83V91H84V90H83V91H82ZM104 90H107L106 94H108V98L110 99V97H111L110 94H112V91H111L109 88H108V89L106 88V89H104ZM86 91H85V92H86ZM93 91H94V90H93ZM28 92H30V94H26V93H28ZM53 92H54V91H53ZM80 92H79V93H80ZM85 92L82 93V94H85ZM36 93H37V92H36ZM79 93H78V94H79ZM17 94H18V95H17ZM106 94H105V97L107 96ZM124 94H125V93H124ZM124 94H123V96H124ZM86 95H87V94H86ZM86 95H81V94H80V96H81L82 98H83L84 96H86ZM126 95H127V92H126ZM10 96H9L8 98H10ZM22 96H23V95H22ZM25 96H24V97H25ZM63 96H64V97H63ZM91 96H92V95H91ZM81 97H80L79 99H81ZM58 98L61 99L62 101H64V99H65L64 102H66V99H67L68 97H67V96L65 97V95L63 94L61 97H60V95H59ZM62 98H64V99H62ZM86 98H87V97H85V100H86V101L83 100L82 103H80V104H83V105H81V107L84 106V109H85V110H86V108H87V107H86L87 103L89 104V102L92 101L91 99H89V100H91V101H89V100H87ZM92 98H93V97H92ZM106 98H107V97H106ZM59 99H58V100H59ZM109 99H108V100H109ZM38 100H39V101H38ZM61 100H59V101H61ZM12 101H14V100H12ZM68 101H69V99H68ZM84 101H85V104L83 103ZM64 102H63V103H64ZM80 102H81V101H80ZM86 102H87V103H86ZM10 103H11V98H10ZM12 103H13V102H12ZM20 103H21V102L19 101V104H20ZM95 103L97 104V101L94 102V103L91 102L92 105L90 104V105L88 106V109L90 110L91 107H93V110H96L97 107H99V103H98V106L96 107V109L94 108ZM93 104H94V106H93ZM51 105H52V106L50 107V108H51L50 111H51L52 113H54V112L56 111L54 114L59 113V111H57L58 108H56L57 106H54L53 104H51ZM69 105H71V104H70V101H69ZM16 106H18V105H16ZM42 106H43V107H42ZM42 106H41V109L43 108L42 111H43V113L46 114V117H51V118H52L54 114H53V115L51 114V116H48L49 114L47 115V113H50L49 111H47L48 109H50V108H49V105H48V106H46V105H42ZM52 107H53V109L56 108L57 110L54 109V111H52ZM85 107H86V108H85ZM44 108H45V110H44ZM47 108H48V109H47ZM122 108H123V107H122ZM14 109H15V108H14ZM14 109H13V110H14ZM91 110H92V109H91ZM91 110H90V111H91ZM93 110H92V114H94V115H91V116L89 115V114L91 113L90 111H89V112H88L87 110L84 111V113L87 112V114H88L89 116L86 115V114H85V115L83 114V115H84V118H85V116H88V118L86 117V118H85L86 120L84 119L85 122H84V123H81V125H79V124H80V121L83 122V121H82V120H83V119H82L83 115H81L80 117H78L79 113H78L77 111H76V112H77L78 115H77L76 113H74V111L72 112L73 115H71V116H73V117H72V118H73L72 120H74V125H75L76 123H77V124H76L75 126H73L72 129H68V135H69L71 138L74 137V135H75V131H76V130H79L80 128H83L82 130H79V136L77 135V137H76L77 139L80 138L79 140H77V139H76V140H77L78 142H81V134H80V133L84 130V127L87 128L86 124L88 123L87 121H90V120H89V117H91V119L96 118V115H97V114L93 113V112H95V111H93ZM124 110H125V107H124ZM122 111H123V109H122ZM124 112L126 113V110H125ZM127 113H128V112H127ZM127 113H126V114H127ZM45 114H44V115H45ZM75 115H77V116H75ZM92 116H93V118H92ZM94 116H95V117H94ZM75 117H78V118L76 119ZM80 118H81L82 120H81ZM75 119H76L77 121H78V119H79V124H78L77 121H75ZM85 123H86V124H85ZM82 124H83V125H82ZM81 126H82V127H81ZM78 128H79V129H78ZM85 130H86V129H85ZM31 140H32V141H31ZM31 140H30L31 143L34 142L32 138H31ZM30 141H29L28 145L31 144ZM134 142H135V141L132 140L131 134L128 135V148H130V150H132V151H133L132 146L134 147V150H135V149H136V145L138 144V143L136 142L137 144L135 143V145H134V144H133ZM123 144H124V143H123ZM123 144H122V145H123ZM29 146H30V145H29ZM31 146H32V144H31ZM31 146H30V147H31ZM137 146H138V145H137ZM33 147H34V146H33ZM9 158H12V157H9ZM9 158H8V160H10ZM25 160L28 161V160H30V159H29V158H25ZM110 171H111V169H109V172H110ZM120 177H121V176H120ZM116 178H117V177H116ZM118 178H119V177H118ZM118 178H117V179H118ZM119 179H120V178H119ZM78 215H79V214H78ZM78 215H77V214H73V215H71V216H69V217H70V218L72 217L71 220L74 218V219H75V220L73 219L74 221L83 218V215L80 214L81 217H79L80 215H79V216H78ZM263 229H264V228H263ZM244 232H245V231H244ZM244 232H242V235H243ZM245 233H246V232H245ZM245 233H244V234H245ZM239 235H241V233L236 234V236H239ZM215 236H216V237H215ZM217 236H218L219 238H218ZM212 237H213V239H212ZM223 237H224V238H223ZM198 238H200V239H198ZM202 238L204 239L205 242L203 241ZM222 238H223V239H222ZM185 240H186L187 242H189L188 245H189V246H190L195 252H197V254L200 253V257H201L202 259H199V260H200V262H201V260H202L201 264H209V263H210V264H230V261H231V259L233 258V256H232L233 254H235L234 257H236V258H237V261H238V262H237V261H236V262H235V261H232L233 264H234V263H235V264H236V263H237V264H260V263H264V246H263V244H262L260 241H259V242H260V243H259L260 245L257 244L256 242H258V240H255L256 242H255L254 240H253L252 242H251V241H249V242L247 241L248 243H247V245H245V246H247V249L242 250V251H241L242 253L240 252V254H239V251H238L237 253H235L236 251L234 250V248H232V247H230V245H228V244L231 243V242H230L231 240H230V238L227 237V236H226V238H225V235H223V236H222V235H220V236H219V235H213V236H209V237H202V236H201V237H197L195 240H194L193 238L190 239V238L186 237ZM213 240H214V241H213ZM227 240H229V241H227ZM71 241H72V240H71ZM73 241H74V240H73ZM200 241H201V242H200ZM212 241H213V242H212ZM208 242H210V244H209ZM70 243H71V242H70ZM200 243H201L202 245H201ZM212 244H213V245H212ZM200 245H201L202 248L200 247ZM203 245H204V246H203ZM209 245H211V246H209ZM206 246H207V248H206ZM210 247H211V248H210ZM245 248H246V247H245ZM204 249H205V250H204ZM212 251H213V252H212ZM234 251H235V252H234ZM211 252H212V253H211ZM216 252H218V253H216ZM243 252H245V253L243 254ZM213 253H214V254H213ZM212 254H213V255H212ZM238 254L240 255V258H239V256H238ZM242 254H243V255H242ZM190 256H191V255L187 256V258H188L187 261L189 260L188 263H187V262H186V263H185V262H182V263H183V264H190V263L192 264V262L195 260V257H192V256L190 257ZM206 256H207V257H206ZM214 256H215V257H214ZM216 256H217V257H216ZM231 256H232V257H231ZM241 256H242V257H241ZM189 257H190V259H189ZM198 257H199V255H198ZM238 258H239V259H238ZM228 261H229V263H227ZM196 262H197V260H195L193 263H196ZM232 262H231V264H232ZM182 263H181V264H182ZM196 264H197V263H196Z\"/></svg>",
  "mask_w": 264,
  "mask_h": 264
}]
</instances>
